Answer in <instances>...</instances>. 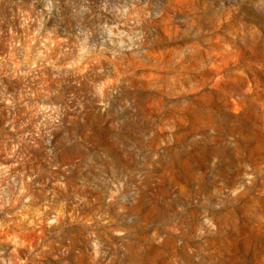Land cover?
Here are the masks:
<instances>
[{
    "label": "rangeland",
    "instance_id": "rangeland-1",
    "mask_svg": "<svg viewBox=\"0 0 264 264\" xmlns=\"http://www.w3.org/2000/svg\"><path fill=\"white\" fill-rule=\"evenodd\" d=\"M0 264H264V0H0Z\"/></svg>",
    "mask_w": 264,
    "mask_h": 264
}]
</instances>
